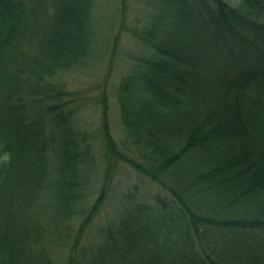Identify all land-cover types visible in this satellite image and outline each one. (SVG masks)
I'll return each instance as SVG.
<instances>
[{"label": "trees", "instance_id": "obj_1", "mask_svg": "<svg viewBox=\"0 0 264 264\" xmlns=\"http://www.w3.org/2000/svg\"><path fill=\"white\" fill-rule=\"evenodd\" d=\"M93 4L49 0L35 29L38 8L0 0V264H55L53 246H69L65 264H264V0L155 4L115 89L143 163L118 150L106 96L104 138L171 197L126 193L86 245L107 194L90 203L61 74L90 56Z\"/></svg>", "mask_w": 264, "mask_h": 264}, {"label": "rangeland", "instance_id": "obj_2", "mask_svg": "<svg viewBox=\"0 0 264 264\" xmlns=\"http://www.w3.org/2000/svg\"><path fill=\"white\" fill-rule=\"evenodd\" d=\"M24 1L38 8V18L33 22L34 28H43L51 15L47 17L41 8L49 0ZM229 1L236 5L240 2ZM93 3L90 56L86 58L84 65L61 74V80L70 94L67 100L71 101V108L76 111L77 128L82 132L81 145L83 148L89 147L87 192L90 203L95 202L103 189H106L107 194V201L85 238L86 245L97 241L96 231L108 218L115 215L117 205L125 200L126 193L133 194L135 201L143 198L153 201L156 193L171 197L170 192L160 184L144 176L128 162L110 154L104 138L106 96L109 105L108 124L118 150L143 163L141 156L135 152L137 149L132 140L126 134L115 89L144 53L145 46L136 32L142 30L150 20L158 0H93ZM21 42L24 53L29 56L38 53L36 37H23ZM53 247L55 264H65L69 246L67 249Z\"/></svg>", "mask_w": 264, "mask_h": 264}]
</instances>
